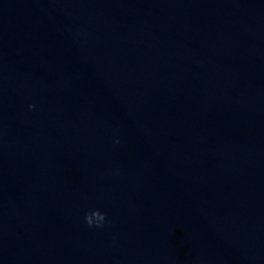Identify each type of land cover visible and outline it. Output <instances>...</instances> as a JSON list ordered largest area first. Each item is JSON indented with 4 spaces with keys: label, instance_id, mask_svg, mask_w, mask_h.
<instances>
[{
    "label": "clouds",
    "instance_id": "9594fccd",
    "mask_svg": "<svg viewBox=\"0 0 264 264\" xmlns=\"http://www.w3.org/2000/svg\"><path fill=\"white\" fill-rule=\"evenodd\" d=\"M34 107V105L29 106L30 109H33ZM118 142L119 141H117V143ZM83 221L89 228L102 229L108 222V217L107 213L102 212L99 209H92L84 213Z\"/></svg>",
    "mask_w": 264,
    "mask_h": 264
}]
</instances>
